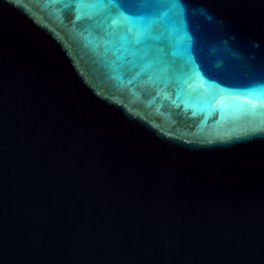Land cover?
Returning <instances> with one entry per match:
<instances>
[{"label":"water","instance_id":"95a60500","mask_svg":"<svg viewBox=\"0 0 264 264\" xmlns=\"http://www.w3.org/2000/svg\"><path fill=\"white\" fill-rule=\"evenodd\" d=\"M178 2L0 0V264H264V0Z\"/></svg>","mask_w":264,"mask_h":264},{"label":"snow or ice","instance_id":"6c2138e0","mask_svg":"<svg viewBox=\"0 0 264 264\" xmlns=\"http://www.w3.org/2000/svg\"><path fill=\"white\" fill-rule=\"evenodd\" d=\"M106 8L112 25H118L125 33L130 47L144 44L146 50L142 59L145 63L164 62L170 55L166 50L171 46L169 26L181 17L182 9L178 0H140L137 3L121 0H99ZM175 56L174 53H171ZM175 64V60L171 61ZM188 65H184L187 71ZM264 87V86H262ZM256 131H264L257 129Z\"/></svg>","mask_w":264,"mask_h":264}]
</instances>
